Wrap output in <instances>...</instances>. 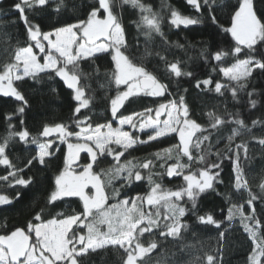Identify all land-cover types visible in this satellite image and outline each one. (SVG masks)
I'll list each match as a JSON object with an SVG mask.
<instances>
[{
    "label": "snow or ice",
    "instance_id": "6c2138e0",
    "mask_svg": "<svg viewBox=\"0 0 264 264\" xmlns=\"http://www.w3.org/2000/svg\"><path fill=\"white\" fill-rule=\"evenodd\" d=\"M186 2L198 13L207 7L212 23H217V18L213 14L217 7L216 0H203L202 4L201 0ZM50 3L51 0H19L12 6L24 23L30 43L27 47L17 46L12 62L4 64L0 70V95L13 97L21 102L14 113L5 115L8 131L3 137V143H0V166L4 167L6 174L0 175V182L11 187L30 186L34 177L28 176L25 179L22 173L37 163L41 166L47 164V158L54 155L52 151L54 140L50 139L54 135L61 143L67 144L68 151L64 159V169L55 176V188L48 196L45 207L36 212L26 228L16 227L10 233L0 235V264H86L84 258L89 252L94 253L97 249H104L109 245L123 249L126 254L123 264H145L144 258L158 247V241L151 239L145 246L142 238L145 234L153 235L154 229L163 239L180 238L182 232L194 227L185 222L189 213L195 216L197 225H212L218 230L222 227L224 221L216 219L214 213L200 214L198 201L201 194L208 191L224 196L229 203L225 220L231 223L239 216L242 227L253 243L252 252L248 256L249 264H264V260L261 259L264 257V237L258 239V234L264 229V222L257 217L253 206L257 200L264 203V182L259 185L262 194L257 196L251 191L245 178L240 158L241 149L247 158V144H236L233 151L232 142L241 135V130L250 131L245 122L238 118V114L228 113L225 118L210 111L206 113L209 126L204 128L191 118L186 98L179 93L178 99L170 100L167 104L162 103L155 110L145 108L128 116L120 113L125 102L131 103L132 98L142 95L161 97L172 93L169 92L168 85L162 83L153 72L143 64L138 65L134 62L129 54L130 46L122 18L117 14L116 8L129 5L139 11L140 20L134 23L149 42L153 33L164 36L161 29L162 17L142 0H120L119 4L117 0H94L86 19H77L75 23L44 31L38 23L29 20L26 12L37 9L42 11L49 7ZM65 7V0H59L54 11L59 13ZM168 22L171 26L187 27L201 21L172 9ZM223 31L231 35L235 45L230 51L220 50L212 53L211 59L219 64L229 56L236 58L231 66L219 68L227 82L216 81L213 89L210 87L212 79H204L198 80L195 86L199 89L202 84L204 86L202 91H215L219 95L228 90L233 100H236L239 93L246 90V81L252 75L253 69L264 72V53L260 58L253 55L264 46V18L258 16L254 0H237V4L231 6V26L224 28ZM176 47L183 46L176 44ZM34 48L43 54L42 63L33 51ZM243 49L248 51L244 52ZM147 55H151V52L146 46L144 56ZM201 55L207 60L206 50L202 51ZM239 55L248 58L239 59ZM102 56L111 58V68L107 76L109 84L116 86V95L110 99V112L113 120L118 121L117 127H113L112 123H97L93 126L91 118L87 115L79 118L81 109H87L91 99L85 96L87 85L81 83L82 80L89 78V73L85 72L81 65L95 63ZM160 59L166 63V71L170 76L179 78L192 75L190 72L182 71L179 61L169 63L163 56H160ZM41 74L47 75L49 79H52L54 74L72 91L73 100L77 102L73 112L74 123L79 131H72L65 124L51 126L45 124L42 132L33 136L24 127L23 115L27 101L14 82L24 81L25 78L40 82ZM253 94L248 93L249 105L252 108L257 104L255 99H251ZM13 116L20 117L19 131L11 123ZM161 116L165 118L161 119ZM257 123L259 122L256 120L252 121L253 126ZM227 124L235 127H232L231 134L226 138L228 143L225 150L212 153L210 143L212 135ZM125 125L139 132L150 129L151 133L147 135L146 140H142L139 136L125 131ZM172 133L178 134L179 144L161 149L154 155L156 160L165 161L160 167H166L169 178L182 176L184 184L176 190L163 187L154 178L161 173H153L152 169L155 166L153 159H146L141 163H134L132 160L121 162L125 152L137 144L156 141ZM73 137L75 143L70 140ZM16 138L26 152L33 151L30 145H35V155L27 160L23 168L13 164L7 154L10 143ZM258 143L264 146V138H259ZM81 151L87 152L89 162L83 166L82 171L76 172L72 165ZM209 155H216L218 160L227 158L231 161L232 187L242 196L246 193L247 199L244 203L251 209L247 215L244 204L231 203L230 194L216 190V185L223 183L220 178L221 164L208 163ZM173 156L176 162L166 165V161L173 159ZM109 157L112 161L110 166L97 172L96 168L107 162ZM182 157H186L188 163H182ZM201 164L204 167H194ZM141 169L147 170L146 176ZM116 180L121 181L119 188L113 185V181ZM144 180H147L149 185V191L145 195L137 194L120 199L124 188ZM109 188L112 189L111 194L108 192ZM20 197L21 193L17 192L15 199L18 200ZM65 197H78L82 210L73 209L71 212L61 211L52 215L50 208H55L56 202ZM185 198L191 204L190 209L184 206ZM109 199L116 202L110 204ZM13 202L7 195H0V206ZM145 206H149V210L146 211ZM101 226H104L103 230ZM225 236L226 230L219 232L221 241H224ZM218 251L222 257V246ZM206 260L207 264H217L216 258L212 255H207Z\"/></svg>",
    "mask_w": 264,
    "mask_h": 264
},
{
    "label": "trees",
    "instance_id": "16d2710c",
    "mask_svg": "<svg viewBox=\"0 0 264 264\" xmlns=\"http://www.w3.org/2000/svg\"><path fill=\"white\" fill-rule=\"evenodd\" d=\"M19 0H0V70L6 63L12 62V56L17 46L27 47L30 43L27 38V32L23 21L19 18V13L13 9V5ZM120 0H117L119 4ZM146 5L151 6L154 12L162 17L161 29L164 36L161 37L155 33L151 40L146 41V37L141 30H138L134 22L140 20V14L137 9L129 5L118 6L116 12L122 18V24L125 28L126 38L129 43V54L134 62L143 64L149 71L153 72L162 83L168 85L169 92L172 95L161 97L140 96L132 98V102H125L120 113L128 116L133 112H141L145 108L155 110L160 104H167L168 101L178 99V93L183 94L190 108V116L202 127L208 128L209 118L206 113L212 111L227 118L228 113L238 114L247 125V130H241V135L237 136L232 142L233 151L235 145L246 143L248 146L247 158L243 149L240 150V158L244 169L245 178L248 181L250 189L257 196H260L261 189L259 185L264 182V146L258 143L259 138H264V72L259 69H253L252 75L246 81V90L239 93L236 100H233L231 92L224 91L223 95L215 91L203 90L204 86L197 88V81L212 79L210 85L214 89L215 82L226 83V79L219 72L220 67H229L235 63L234 57H227L222 63L211 59V54L220 50L230 51L235 45L231 35L223 31L224 28L231 26V6L237 4V0H216L214 15L217 23L213 24L208 13L207 7L202 12L196 10L187 4L186 0H142ZM255 10L259 17L264 18V0H254ZM59 0H51L50 6L42 11H27L26 14L30 21L38 23L42 30L50 31L55 27H61L65 24L75 23L77 19H86L87 12L90 11V5L94 0H65L66 7L59 13L54 11ZM203 0H201V4ZM223 5V6H220ZM175 9L182 15L198 18L201 22L195 25L184 27L171 26L169 24L171 10ZM15 21V23H13ZM176 44L183 47H176ZM148 47L151 55L144 56L145 47ZM206 50L207 60L201 55ZM247 52V49H243ZM159 53V55H157ZM264 53V46L253 55L260 58ZM160 56L166 58V61L177 62L184 72H190L191 76H181L179 78L169 75L166 71V63L160 59ZM143 57V59L141 58ZM239 59L248 58L245 55H239ZM82 69L89 73V78L82 80L81 83L87 85L85 96L91 97L87 109H81L79 118L87 115L91 118V123L95 126L99 124L112 123L113 127L118 125V121L113 120L110 112V99L116 95V86L109 84L107 73L111 68V58L102 56L95 63H82ZM98 69V71H97ZM18 90L22 92L27 101L23 119L24 127L35 136L42 132L45 124H65L72 131H79L74 123L73 112L77 102L73 100V93L68 89L63 81L58 77L49 79L47 75L41 74L40 82L25 78L24 81L14 82ZM185 89L187 90L185 92ZM253 92L251 99H255L257 104L254 108L249 105L248 93ZM21 105L13 97H4L0 95V143H3V137L7 134L8 128L5 122V115L14 113L15 109ZM153 111L152 114H154ZM258 121L253 126L252 121ZM17 131L20 130V117L13 116L11 121ZM232 127L235 125L227 124L212 135L210 143L212 144V153L217 150L223 152L227 145V136L231 134ZM147 132L138 133L131 129V135L139 136L146 140ZM207 134V133H204ZM199 135V134H198ZM195 138V137H194ZM54 140L52 151L54 155L47 158V164L41 166L38 163L30 169H26L22 175L25 179L28 176L34 177L33 183L27 188L21 186L11 187L4 182H0V195H7L13 199L12 204L0 206V235L10 233L16 227L26 228L27 224L35 216L40 208L45 207L50 193L55 188V176L64 169V159L67 154V144L61 143L54 135L50 137ZM75 143V138H70ZM209 142H205L207 144ZM179 144L178 134L172 133L167 137L159 138L156 141H150L146 144H137L133 149H129L121 157V162L132 160L134 163H141L146 159H153L155 166L153 173H161L154 178L160 182L163 187L176 190L184 184L182 176L169 178L166 174V167L161 168L160 164L164 160H156L155 153L164 148H170L172 145ZM33 149L26 152L20 144L18 138L11 142L7 154L17 167L23 168L27 160L35 155V145H30ZM195 155V149H193ZM89 162L87 152L81 151L72 167L76 172L82 171L83 166ZM176 162L175 157L167 160L166 165ZM182 163H188L186 157H182ZM207 162H218L221 164L220 172L222 184L216 185V190L220 193L230 194L231 203L237 205L244 204L245 215L251 212V209L244 203L247 199L246 193L243 196L237 193L232 187L233 173L232 163L229 159L218 160L216 155H209ZM112 163L111 158L96 168L99 172L101 168H108ZM194 167H204L203 164ZM146 176L147 170L141 169ZM187 170H185V174ZM6 171L0 166V175H5ZM120 180L113 181V185L119 188ZM86 191H89L88 189ZM112 189L108 192L111 194ZM149 191L147 180L134 182L131 186L124 188L120 199L133 197L137 194L145 195ZM20 192V199L16 200V193ZM109 199L108 203H115ZM184 206L191 208V204L185 198ZM257 212V217L264 222V203L260 200L253 205ZM200 214L212 212L216 219L223 220L222 227L218 230L212 225H197L195 216L191 213L185 219L186 223L194 225L189 231L182 232L180 238L171 237L163 239L159 232L154 229L153 235L145 234L142 242L147 246L151 239L158 241V247L144 258L145 264H207V255L216 258L217 264H249L248 256L252 252L253 243L249 239L241 225V220L237 216L231 223L225 220L228 214L229 203L224 196L216 195L214 191H208L201 194L198 201ZM50 208V206H49ZM73 209L82 210V204L78 197H65L56 202L55 208H50L52 215L57 212H71ZM149 210V206H145ZM163 211V209H161ZM50 218V217H49ZM102 230L104 226H101ZM226 230L224 241L219 239V232ZM86 233V229H84ZM34 237V234H33ZM32 237V240L34 241ZM264 237V229L258 234V239ZM222 246L221 252L218 251ZM126 254L119 246L111 245L104 249H97L96 252H89L85 257L86 264H123ZM264 260V257L261 258Z\"/></svg>",
    "mask_w": 264,
    "mask_h": 264
},
{
    "label": "rangeland",
    "instance_id": "374dc122",
    "mask_svg": "<svg viewBox=\"0 0 264 264\" xmlns=\"http://www.w3.org/2000/svg\"><path fill=\"white\" fill-rule=\"evenodd\" d=\"M33 51L38 55V59H40V62L42 63L43 62V60H42V56H43V54H41V53H39V50L38 49H33ZM153 115V117L155 116V113L154 114H152ZM165 117L164 116H161V119H164ZM118 126V125H117ZM117 126H115V127H117ZM131 127L130 126H128V125H125L124 126V130L125 131H128L130 134H131ZM136 130V129H135ZM137 131V130H136ZM138 133H140L139 131H137ZM145 132H147V133H151V130L149 129V130H146ZM87 190V189H86ZM33 239L35 240V237H33Z\"/></svg>",
    "mask_w": 264,
    "mask_h": 264
}]
</instances>
